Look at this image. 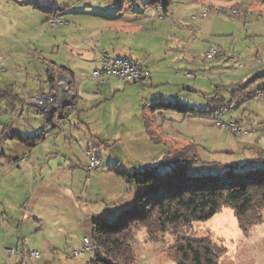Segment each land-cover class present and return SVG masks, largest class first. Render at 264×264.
Returning <instances> with one entry per match:
<instances>
[{
  "label": "rangeland",
  "instance_id": "1",
  "mask_svg": "<svg viewBox=\"0 0 264 264\" xmlns=\"http://www.w3.org/2000/svg\"><path fill=\"white\" fill-rule=\"evenodd\" d=\"M147 1L0 0V84L13 83L25 95L29 116L21 120L34 133L45 126L48 137L24 139L33 136L29 130L7 137L0 125V243L26 252L8 258L0 244V264H89L92 252L74 251L86 236L92 239L93 220H114L134 205L136 185L118 169L132 174L154 167L169 149L189 141L201 147V161L191 164L194 174L223 173L225 164L244 163L264 152V92L255 90L264 81L220 111L212 105L217 98L231 100V88L218 86L244 83L264 72L258 62L264 64V0H170L167 9ZM203 8L209 10L205 16L200 15ZM60 15L67 21L49 23L48 18ZM135 21L142 26L130 32ZM211 44L223 48L231 62L221 67L215 65L218 57L206 58ZM130 48L132 57L148 63L151 71L149 83L139 81L140 91H130L127 79L102 81L93 75L101 52L125 57L122 53ZM44 61L74 72L73 81L63 86L74 94L64 102H76L75 92L88 97L84 90L93 93L108 82L102 102L90 113L92 99L75 105L70 116L59 110L57 120L65 124L60 133L54 121L46 120L50 112L31 103L41 94H31L29 87L46 74ZM256 64L242 79L241 72ZM193 106L206 110L195 112L189 109ZM91 153L100 155L97 170L88 169ZM262 213V221L244 231L234 210L223 206L212 218L179 228L178 234L226 246L220 264H264ZM178 231L151 235L136 227L132 264H177L173 246Z\"/></svg>",
  "mask_w": 264,
  "mask_h": 264
},
{
  "label": "trees",
  "instance_id": "2",
  "mask_svg": "<svg viewBox=\"0 0 264 264\" xmlns=\"http://www.w3.org/2000/svg\"><path fill=\"white\" fill-rule=\"evenodd\" d=\"M150 1L161 4L164 9L170 3V0H148L147 3ZM58 12L59 9L54 11ZM260 80L264 81V72L244 83L218 86L231 88V100L217 98L212 104L215 106L214 111H220L233 104V100L253 93L254 85ZM255 90L264 92V85ZM4 101H7L9 110L14 112L22 105L24 98L15 93L13 86H0V104ZM75 105L76 102H71L56 107L50 112V117L47 116V120L58 116L59 110L69 111ZM189 109L201 113L206 110L196 106ZM147 119L146 126L150 129ZM43 133L44 131L24 139L39 141L43 138ZM199 152L200 145L189 141L181 148L169 149L154 167L137 170L132 174L118 169L136 185L134 205L126 208L114 220H93L91 241L94 252L89 264H132L135 254L131 241L135 228L139 226L145 227L151 235L171 228L178 231L181 227L192 225L194 221L212 218L223 206L234 210L244 231L262 221L264 152L257 151V154L244 163L225 164L223 173L194 174L190 172V168L192 163L201 161ZM160 167L166 170L159 171ZM178 233L179 231L173 246L177 264H220V258L227 251L226 246L218 245L208 237Z\"/></svg>",
  "mask_w": 264,
  "mask_h": 264
},
{
  "label": "crops",
  "instance_id": "3",
  "mask_svg": "<svg viewBox=\"0 0 264 264\" xmlns=\"http://www.w3.org/2000/svg\"><path fill=\"white\" fill-rule=\"evenodd\" d=\"M140 21H138V22H134V23H130V25L128 26V29H130V32H132L133 30H136V29H138V28H140L142 25H140ZM144 27V26H143ZM0 38H1V36H0ZM5 40H11V38H3L2 37V41H5ZM212 45V44H211ZM6 46V48H5V50H9V52H10V49H9V47H8V44H6L5 45ZM14 46L15 45H12L11 44V51L14 49ZM213 46V45H212ZM211 46L209 45V48H210ZM125 53H122V55L123 56H125V57H128V58H130V59H132L134 62H136L138 65H140L141 67H144V68H148L149 70H150V67H149V65H148V63H145L144 61H141L140 59H134L132 56V49L130 48V50L129 49H126L125 51H124ZM11 54H12V52H10ZM8 58H11V55L9 54L8 55ZM232 58V57H230V56H223V57H218L217 58V62H216V66H221V67H223L222 65H224V64H226L225 63V61H228L229 60V63L231 62L230 61V59ZM259 57L257 56V59H258ZM259 61V65H261V66H264V64H263V59H258ZM4 62H6L5 60H4ZM3 62V63H4ZM45 62V64H46V66H47V68L45 69V72H46V74L44 73V75H40V77L37 79V80H35V78H34V80H33V82H32V85H31V87H29V88H31V91L30 92H32L31 94H37V93H50V92H52L53 91V89L56 87V84H55V78H56V75H58V74H60L61 72L63 73V71H65V72H68L70 75H71V77L73 78L74 77V72L72 71V69H70L69 67H65L64 65H58V64H56V62H53V61H44ZM0 65H2V66H0V69H1V67L3 68V66H4V64H2V63H0ZM258 67V64H256L255 65V67L253 68V69H250V70H248V69H246V70H244V71H242L241 72V74L240 75H242V79L243 78H247L250 74H252V70H254V69H256ZM260 67V66H259ZM63 70V71H62ZM61 71V72H60ZM51 76H54V79H51ZM186 76L187 77H190V76H188L187 75V72H186ZM117 78H119V79H127V78H123V77H117ZM147 81V80H146ZM127 82L128 83H130V91H133V89H135V91H137V89H139L138 91H140L141 89L140 88H138L137 86H138V84H139V81H134V80H130V79H127ZM141 82V81H140ZM148 83H149V81H147ZM133 83H135V84H133ZM35 84V86H33ZM108 85V82H105L104 83V85ZM233 84V83H232ZM235 84H238V83H235ZM14 84L13 83H4V85H2V84H0V86H13ZM107 85L106 86H103V84H102V86H103V89H99L98 88V90L97 91H94L93 93H91V92H86L85 90H84V93L85 94H87L88 93V97H83L82 95H79V93L78 92H75V93H77L76 94V96H77V101H76V107L78 106V104H79V106L81 105V103L83 102H85V101H87L88 99L89 100H91L90 102H92V104H89L88 103V101L86 102L87 104H89V105H91V107L89 106L88 108H87V111H89V112H87V113H90V111H92L94 108H97V106H98V103H101L102 102V98H103V96H104V94L105 93H103V91H106L107 89ZM25 87V91H27V87H26V85L24 86ZM115 87H117V86H114L113 87V85H110L109 84V89H111L112 91H114V92H116V90H119V89H117V88H115ZM13 88H14V91H15V93H18L20 96H22L23 98H24V101H23V103H22V105L21 106H19L18 107V109L16 110V111H14V112H11L10 110H9V108L7 107V101H4L6 104H4V106L3 107H1L0 106V125H1V127H3V136L5 135V136H7V137H13V136H15V135H18V134H21L22 133V130H29L30 131V133H32V135L34 136V135H36V134H38V133H41L42 131H44V133L42 134V136H43V138L41 139V140H43V139H47L48 137H47V134H46V136H45V133H46V131H47V129H46V127L45 126H43V128L40 130V131H38V133H34L33 131V129L34 128H32V129H29L25 124H24V120H21L22 119V117L23 116H26V118L29 116V113H27L26 115H25V112H26V106H23V104H28L27 103V101H25V95L23 94V93H19V92H16V90H15V87L13 86ZM128 89V88H127ZM76 91H77V89H76ZM28 92V91H27ZM72 91H69V90H67V89H65V87H61L60 88V98H62V101H65V99H66V97L68 96V94L69 93H71ZM142 93V91L140 92V94ZM28 94V93H27ZM84 99H85V101H84ZM101 100V101H100ZM99 101V102H98ZM98 102V103H97ZM139 102V101H138ZM65 103H71V102H65ZM82 103V104H83ZM2 104V103H1ZM146 106H148V104L146 103L145 105H144V108L146 107ZM78 108V107H77ZM143 108V109H144ZM65 112V111H64ZM70 113H71V111H67V114H65L66 116H70ZM158 113H160L159 111H158ZM10 114L12 115V116H14L15 117V119H16V121H15V123H11V120H8V117L10 116ZM144 115H146V116H144V118L146 119L147 117H148V115H147V112H146V110L144 109ZM11 117V116H10ZM69 118V117H68ZM46 119V118H45ZM47 120V119H46ZM57 120V116L56 117H54L51 121H50V123L51 122H55L54 123V126H58V128H55L54 130H56V131H59L58 133H60L61 131H64L65 129H64V127H63V125H65L64 123H59V121H56ZM19 121V122H18ZM18 122V123H17ZM146 125V124H145ZM147 127V126H146ZM32 130V131H31ZM55 132V131H54ZM34 133V134H33ZM2 136V137H3ZM110 139H112V137H109V139L108 140H110ZM40 141V140H39ZM97 144H99V143H97ZM35 149V148H34ZM37 149H38V146H37ZM4 153V152H3ZM98 156H100L99 154H97ZM101 159V158H100ZM3 187V183H0V188H2ZM3 189V188H2ZM0 193L1 194H3V191L1 190L0 191ZM1 199V198H0ZM1 246L2 247H6V245H5V243H3L2 241H1ZM10 247V246H9ZM4 251V250H3ZM74 253V252H73ZM1 255H3L2 254V251L0 250V256ZM6 255V254H5ZM80 262H77V264H79Z\"/></svg>",
  "mask_w": 264,
  "mask_h": 264
},
{
  "label": "built area",
  "instance_id": "4",
  "mask_svg": "<svg viewBox=\"0 0 264 264\" xmlns=\"http://www.w3.org/2000/svg\"><path fill=\"white\" fill-rule=\"evenodd\" d=\"M208 8H203L200 12V15L205 16L206 13H208ZM48 21L51 25H55L61 22H66V18L64 16L60 15L57 17L48 18ZM227 52L219 47V46H211L207 52H206V58L213 59L217 57H223L226 56ZM101 58V64L100 68H97L93 71V75L95 77L100 78L102 81H106L111 76H118L127 78L134 81H143L150 79L151 77V71L148 68L141 67L136 62H134L132 59L128 57H110L108 53L101 52L100 53ZM61 72V71H60ZM187 75L190 77L195 76L192 72H187ZM56 88L53 89L50 93H41L37 96L32 97L31 103L34 105H37L38 107L42 108L44 111L51 112L56 107L61 106L65 102L62 101V98L60 100L58 99V102L55 101L56 96L60 97V92H58V89H60L62 86H65V84H70L71 81H73V78L70 74L61 72L60 74L56 75ZM58 93V95H57ZM74 94V92H71L68 94L65 100H67L69 97H71ZM69 100V99H68ZM68 102V101H67ZM70 102V101H69ZM102 165V161L100 159V156H98L95 153L90 154V161L88 165L89 170H97ZM4 253L8 258L12 256L13 254L18 253L17 249L14 247H3ZM76 253L80 252H94V247L92 245L91 239L86 236L82 242V247L80 250H75ZM19 255H26L25 251L19 252ZM31 255H37V251H32L30 253Z\"/></svg>",
  "mask_w": 264,
  "mask_h": 264
}]
</instances>
